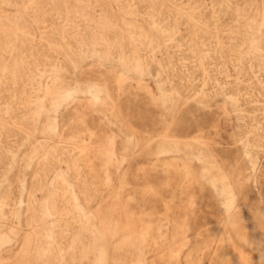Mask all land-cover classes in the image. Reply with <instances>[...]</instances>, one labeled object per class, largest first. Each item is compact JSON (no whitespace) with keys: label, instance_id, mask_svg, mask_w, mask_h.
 <instances>
[{"label":"rangeland","instance_id":"obj_1","mask_svg":"<svg viewBox=\"0 0 264 264\" xmlns=\"http://www.w3.org/2000/svg\"><path fill=\"white\" fill-rule=\"evenodd\" d=\"M0 264H264V0H0Z\"/></svg>","mask_w":264,"mask_h":264},{"label":"bare ground","instance_id":"obj_2","mask_svg":"<svg viewBox=\"0 0 264 264\" xmlns=\"http://www.w3.org/2000/svg\"><path fill=\"white\" fill-rule=\"evenodd\" d=\"M170 34H172V33H170ZM87 88H88L89 93H91L94 96L98 95L99 94L98 92L101 91V90H99L100 88L98 89V87L96 85H91V86H88ZM77 91H78V89L76 87L72 90V92H77ZM196 157L202 158L205 160L209 159V156L206 153L205 154L200 153V154L196 155ZM216 190L220 194V196L228 195V197L230 198V201L228 203H222L223 209L225 211H228V209H229L228 207L233 205V196H234L233 192L230 190V188H217ZM43 211H44V215H48L50 213V206L45 201L43 203ZM96 256H98L99 258L104 257L100 250L98 252H96Z\"/></svg>","mask_w":264,"mask_h":264}]
</instances>
